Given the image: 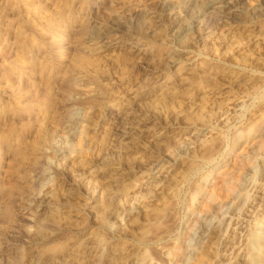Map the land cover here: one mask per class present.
I'll use <instances>...</instances> for the list:
<instances>
[{
    "label": "rangeland",
    "instance_id": "rangeland-1",
    "mask_svg": "<svg viewBox=\"0 0 264 264\" xmlns=\"http://www.w3.org/2000/svg\"><path fill=\"white\" fill-rule=\"evenodd\" d=\"M262 1L0 0V264H264Z\"/></svg>",
    "mask_w": 264,
    "mask_h": 264
},
{
    "label": "bare ground",
    "instance_id": "bare-ground-1",
    "mask_svg": "<svg viewBox=\"0 0 264 264\" xmlns=\"http://www.w3.org/2000/svg\"><path fill=\"white\" fill-rule=\"evenodd\" d=\"M194 2V1H193ZM172 4V3H171ZM163 5V4H162ZM164 6H166V4H164ZM197 7V6H196ZM34 8V7H33ZM192 8V7H191ZM190 9V8H189ZM263 9H264V2L262 1V4L258 7V8H256L255 9V11L252 13L253 15H254V17L260 12V11H263ZM235 10V9H234ZM31 11V10H30ZM186 11H189V10H186ZM226 11V10H225ZM225 11H220V12H218L217 14L216 13H214V12H212V11H209V10H207V11H205L204 13H201L202 15H200L199 16V18H197V17H195V18H193V19H188V17H184L183 16V18L181 19V20H175V24L177 25V27H178V29L180 30L181 29V33L182 32H184L186 35L187 34H189V35H191L189 38H192V39H195V40H197L198 38H201L202 36H200L199 34H198V32H197V29L198 28H200V27H202V28H207V27H209V24L211 23V20H217V19H222L223 17L222 16H225V15H231L232 14V11H229V12H225ZM156 12V11H155ZM177 12V11H176ZM181 13V12H180ZM237 13V12H236ZM134 14V13H133ZM136 14V13H135ZM134 14V15H135ZM260 14H261V12H260ZM175 15V14H174ZM185 15V14H184ZM236 15V14H235ZM235 15H233V17L235 16ZM239 15V14H238ZM173 16V15H172ZM258 16V15H257ZM260 16V15H259ZM123 17V16H122ZM135 16H132V18H134ZM232 17V16H231ZM246 17V16H245ZM136 19L138 20V18L136 17ZM241 19V18H240ZM247 19H249V18H247ZM128 20V19H127ZM153 20V19H152ZM174 20V19H173ZM140 22V21H139ZM217 22V21H216ZM114 23V22H113ZM117 23H118V21H117ZM158 23V22H157ZM215 23V22H214ZM112 24V23H111ZM92 26V25H91ZM90 26V27H91ZM95 26V25H94ZM98 26V25H97ZM96 26V27H97ZM123 26H126V25H123ZM212 26V25H211ZM89 27V28H90ZM96 27H94V29L96 28ZM106 28V27H105ZM124 29V28H123ZM177 29V28H176ZM102 30V29H101ZM106 30V29H105ZM98 31V30H97ZM88 32V31H87ZM109 32V31H108ZM102 33H104V31L102 32ZM106 34V33H105ZM110 34V33H109ZM107 35V34H106ZM105 35V36H106ZM78 36V35H77ZM112 36V35H111ZM84 37V36H83ZM91 37L92 38H94L95 36L94 35H91ZM110 37V36H109ZM108 37V38H109ZM89 38V37H88ZM105 38V37H104ZM111 38H109L108 40H110ZM94 40V39H93ZM97 40V39H96ZM127 40V39H126ZM111 41V40H110ZM92 42V41H91ZM108 42V41H107ZM104 43V42H103ZM107 44V43H106ZM109 44V43H108ZM136 44V43H135ZM91 46V45H90ZM99 46V45H98ZM104 47V46H103ZM107 47V46H106ZM139 49V48H138ZM79 54V53H78ZM79 58V57H78ZM80 67V66H79ZM91 70V69H90ZM73 71V70H72ZM93 72V71H92ZM78 78V77H77ZM75 79V78H74ZM75 84V83H74ZM73 84V85H74ZM95 85V84H94ZM82 87V86H81ZM88 87V86H87ZM69 89V88H68ZM73 91V90H72ZM78 92V91H77ZM70 93V92H69ZM69 95V94H68ZM73 95V94H72ZM171 97V96H170ZM156 98V97H155ZM165 101V100H164ZM161 102V101H160ZM169 102V101H168ZM122 107V106H121ZM168 108V107H167ZM75 110H76V107H75ZM118 110V109H117ZM78 111V110H77ZM70 113V112H69ZM75 113V112H74ZM81 113V112H80ZM87 114V113H86ZM67 115V114H66ZM78 115V114H77ZM85 115V114H84ZM83 116V115H82ZM64 118V117H63ZM79 118V117H78ZM112 118L113 119H115L116 121H120V114H118V113H113L112 114ZM72 119V118H71ZM73 119H75V118H73ZM84 119V118H83ZM70 120V119H69ZM122 120V119H121ZM77 122V121H76ZM66 124H65V129H67L69 132H70V134H71V136H72V138H71V140H69V138L68 139H64L63 141H62V139H61V137L59 138V139H61V143L59 144V146H58V149H59V152H61V157L62 158H64L66 161H67V166L69 165V162H70V158H72L71 156H72V154L73 155H75V151H74V149H73V147L74 146H76L77 144H79V143H77V142H79V140L81 141V139H83V137L81 138V132L80 131H77L76 129H75V123H67V122H65ZM40 125V124H39ZM81 127V129H83V125L82 126H80ZM124 128V127H123ZM38 129V128H37ZM66 130V131H67ZM79 130H80V128H79ZM63 131V130H62ZM123 131V130H122ZM69 132H67V133H69ZM69 136V135H68ZM58 138V137H57ZM63 138H65V137H63ZM81 138V139H80ZM86 138V137H85ZM55 141V140H54ZM59 142V141H58ZM57 143V142H56ZM81 143H83L84 144V142H83V140H82V142ZM80 143V144H81ZM80 146V145H79ZM84 146V145H83ZM82 148V147H81ZM78 148H76V150H77ZM78 150H80V149H78ZM83 150H84V148H83ZM210 151V150H209ZM82 152H84V151H82ZM78 153V152H77ZM210 153V152H209ZM60 154V153H59ZM170 159V158H169ZM164 160V159H163ZM20 161V160H19ZM40 161V160H39ZM77 161V160H76ZM168 161V160H167ZM63 162V161H62ZM39 163V162H38ZM47 163H48V161H47ZM70 166H72V164L70 165ZM58 168V167H57ZM72 168V167H71ZM184 168V167H183ZM186 168V167H185ZM184 168V169H185ZM116 169V168H115ZM179 169V168H178ZM60 170V169H59ZM168 169H166V171H167ZM179 171V170H178ZM172 172V171H171ZM49 174H50V171H48V170H43V171H39V173L38 172H35L34 173V175L37 177V178H35L34 180H38V177H39V180L40 179H42L43 181L45 180V182L42 184V186L40 187V189H38V192L37 193H33L34 195H33V199H37V198H39L38 196H36V194H38L39 193V195H41V196H43V193L45 192V189H44V187H45V185L46 184H49V179H46V177L47 176H49ZM182 177V176H181ZM48 186V185H47ZM121 189H122V187H121ZM120 191H122V190H120ZM53 194V193H52ZM51 194V195H52ZM111 195V194H110ZM118 196V195H117ZM50 198V197H49ZM113 199V198H112ZM99 202V201H98ZM43 203V202H42ZM39 204V203H38ZM37 204V206L36 207H38L39 205ZM106 204V203H105ZM114 204V203H113ZM41 205V204H40ZM101 207V206H100ZM131 208V207H130ZM127 209H128V207H127ZM98 210H100V209H98ZM129 210H131V209H128V211ZM106 211V210H105ZM123 212V211H122ZM120 216H121V214H119ZM55 216H56V214H55ZM54 219V218H53ZM125 219V218H124ZM52 220V219H51ZM45 226V225H44ZM204 226H205V224H204ZM207 226V225H206ZM211 226V225H210ZM50 227V226H49ZM35 228V227H34ZM37 228V227H36ZM208 228V227H207ZM207 228H204V229H206L207 230ZM206 230H205V232L204 233H206ZM203 231V230H202ZM45 234V233H44ZM48 234V233H47ZM200 234V233H199ZM209 234V233H208ZM217 234V233H216ZM216 234H215V236H216ZM218 236V235H217ZM216 236V237H217ZM219 236H220V234H219ZM199 237H202V233L199 235ZM198 237V238H199ZM204 237V236H203ZM205 238V237H204ZM220 238V237H219ZM218 238V239H219ZM218 239H216V241L218 240ZM216 241H213V240H211V242H216ZM81 242V241H80ZM143 242V241H142ZM217 243V242H216ZM83 244V243H82ZM80 246V245H79ZM202 246V245H201ZM206 252V251H205ZM210 252V251H209ZM185 253H186V251H185ZM207 254V253H206ZM190 255V254H189ZM250 255V254H249ZM125 257V256H124ZM139 257H140V255H139ZM203 259H204V257H199V258H197V260H195L196 262H195V264H203ZM66 260V259H65ZM139 260V259H138ZM138 260H137V262H138ZM252 264H258V261H257V257L256 256H252ZM262 260V259H261ZM131 261H133V260H131ZM143 261V260H142ZM182 261V260H181ZM260 261V260H259ZM262 261H264V260H262ZM137 262H134V263H137ZM184 262V261H183ZM261 263V262H260ZM122 264V263H121Z\"/></svg>",
    "mask_w": 264,
    "mask_h": 264
}]
</instances>
